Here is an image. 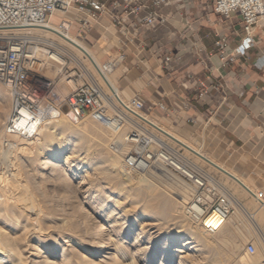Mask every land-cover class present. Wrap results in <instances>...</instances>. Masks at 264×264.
<instances>
[{
  "label": "built area",
  "instance_id": "built-area-1",
  "mask_svg": "<svg viewBox=\"0 0 264 264\" xmlns=\"http://www.w3.org/2000/svg\"><path fill=\"white\" fill-rule=\"evenodd\" d=\"M120 5L123 15L135 17L134 27L144 28L163 21L159 11L169 5V0H147L146 4L137 0L113 3V7ZM69 10L82 14L81 22L85 26L88 20L84 17H92L94 13L102 15L105 7L98 0H0V83L11 99V110L3 124L1 147L15 150V138L34 139L43 119L64 115L60 109L66 105L75 120L89 121L109 133V152L120 156L125 171L144 175L153 169H163L189 185L193 195L188 207L197 205L202 211L211 212L199 216L192 211L190 215L207 233L214 234L233 211L230 197L206 172L157 136L144 119L149 114L141 98L124 100L100 82L101 76L113 75L123 56H115L100 66L89 65L84 58L65 53L54 40L34 33L46 26L55 12ZM143 12L145 14L139 16ZM213 12L224 18L236 13L240 19L243 38L233 53H228L224 39L214 44L221 64L233 63L236 56H243L254 44L253 31L264 16V0H214ZM114 23L121 27L122 20L116 19ZM57 28L69 32L71 23L62 21ZM56 56L65 60L60 72L62 82L77 84L62 100L53 91L52 82L41 76L55 62ZM68 62L74 64L71 69ZM213 89L218 91L220 85L216 84ZM122 148L127 151L121 153ZM257 198L264 200L263 192H258ZM245 252L253 256L256 249L247 244ZM259 264H264V258Z\"/></svg>",
  "mask_w": 264,
  "mask_h": 264
},
{
  "label": "crops",
  "instance_id": "crops-1",
  "mask_svg": "<svg viewBox=\"0 0 264 264\" xmlns=\"http://www.w3.org/2000/svg\"><path fill=\"white\" fill-rule=\"evenodd\" d=\"M98 1L104 14L94 13L97 25L79 37L89 45L105 29L113 31L117 42L110 52L123 56L114 83L123 97L141 98L148 114L166 117L195 145L216 147L215 158L236 162L242 177H264V16L253 31V46L223 65L215 42L224 39L233 53L243 33L236 13L224 18L213 12L214 0H169L159 11L163 21L144 28L134 27L135 17L123 15L121 5L113 7L119 0ZM65 16L71 26L82 19Z\"/></svg>",
  "mask_w": 264,
  "mask_h": 264
},
{
  "label": "bare ground",
  "instance_id": "bare-ground-1",
  "mask_svg": "<svg viewBox=\"0 0 264 264\" xmlns=\"http://www.w3.org/2000/svg\"><path fill=\"white\" fill-rule=\"evenodd\" d=\"M62 21L66 23H71V20L67 16L60 14V12H55L50 18L48 24L44 26L42 29L34 30V33L42 34L46 38H52L56 40L58 42L57 44L61 47V49L64 50L65 53L74 56L70 53L71 51L75 52L76 53L75 56H77V54L78 56L82 55L81 58H84L85 59L84 62H86L87 64L90 65L95 63L97 66H100L101 62L99 61L98 57L82 41V38L78 36L79 34L77 36H73L69 32L61 31L57 28L58 24L61 23ZM104 31H106V34H110L109 29H105ZM54 60L55 62L50 67L46 68L44 72H42L44 75H46L47 77L53 80L61 72V66L65 64V60L61 56L54 57ZM100 82L108 91L111 90L115 91L117 95L120 96L121 98L119 89L116 87L115 83L112 81L109 75L101 76ZM76 87L77 84L75 83L65 84L64 88L57 90V93L59 95H65L71 89H74ZM6 112H7L6 106L5 107L0 106V116L5 115ZM144 119L150 124V126H152L154 129L160 132L162 136H165L173 143L180 145L185 149L187 153L192 154L202 162L208 163L211 168H214L215 170L221 172L230 180L236 182L247 195L251 196L256 201V203L259 205V207L257 206L258 207L257 210L255 209V211L253 210L254 211L253 213H249L247 211L248 208L246 209V207L240 203L239 199H237L234 195L230 194L226 189H223V191L226 192V194L232 200L233 209L235 212L231 216L229 215L226 217V219L222 222V224L219 226V228L214 234H209L205 231L202 224H198L195 221V219L190 215L189 212L192 213L193 211L197 213V215L199 216L207 215L208 213L211 212L202 211L197 205H193L192 208L188 207L192 203L193 190L189 187V185H187L177 176L163 169H153L149 173L144 175L133 172H127L123 169V164L119 155L116 154L109 155L107 153L108 151L106 152L105 151L106 149H104L106 146L104 147L102 145V140L99 139L98 142H94L92 138H90L91 137L90 135L97 130L94 131L92 128H90L89 125L85 124L86 120L72 121L67 114L61 115L58 118L46 117L45 119H43L39 133L34 139L15 138L17 141L20 142V144L19 145L17 144L15 148L16 151H19L24 156L25 151L30 152L29 146L34 145L35 151L43 159V163L41 164H43V166L45 165V169H47L48 167L54 168L55 166H57L56 164L60 161H63L64 169L65 168L68 169L69 166L71 165L70 163L73 161V156L77 151H84L86 153L96 154L97 159L94 161L92 160L93 162L91 163V165L94 167V171H99V170L102 171L108 182L117 181L116 185L118 186V194L119 196L124 197L125 199L128 200V204L131 209L128 210L129 209L128 208L127 210H123L122 208H119L121 202L119 201L120 203H118L116 202L117 200L114 202V204L109 206L106 204L107 202L102 197V194L100 192L94 191L90 187L87 188L82 187L83 191L81 193L84 195L85 202L90 207L91 211L97 214V216L101 220H103V223L105 224V227L103 228V232L99 234L100 235L99 238H96L95 236H94L95 238L87 236L83 241L78 240L77 237H73L72 235L74 234L71 233H69L66 237H64V234H61L59 238V241L62 243L61 245L54 243L48 245L45 248L46 254H48L49 257H53V260H50L43 255H40L42 257L40 259L41 261L38 264H101L98 263L101 260H98V262H95L93 260V257H95V255L97 254H102L103 264H147L150 262L151 264H171V259L177 261L178 264H192L191 262L192 259L196 260V258L202 260L208 259L212 264H222L221 262L222 255H225L226 262L228 264L230 263L255 264L256 262L255 259L251 260V258L242 254V247H243L242 244L246 240V237L250 235V231L245 227L240 228V226H241V218H243V214H244L243 211H244L245 214L247 215L246 217L249 220H251L252 223L254 224L255 232L258 235H261L264 239V225L263 226L261 225V222L264 223V201L262 199L257 198V193L255 192L256 189L252 187V185H249L250 183L248 184L247 181L245 182L238 175L232 173L231 170H228L223 165L215 163L211 159V157L203 153L200 149L195 148L180 135L163 128L162 125L155 120L152 119L148 120L146 117H144ZM102 133H100L101 136H103ZM0 150L2 151V149ZM126 151H127L126 148H122L121 153L123 152L125 153ZM28 155L30 156V154ZM9 156L11 158V155ZM8 159L9 158H7V160ZM62 171L64 170L62 169ZM156 172H161V175L160 174L157 175ZM129 173L133 174L134 176H130ZM14 175L17 177L16 174ZM83 177L81 176L80 178L79 183L81 185L86 180V178ZM161 179H164L162 180L164 184V188L160 190L156 186V181H159ZM15 183L18 182L14 181L13 184L15 185ZM23 190H25L26 192L19 191V193L16 194L14 206L10 207V210L7 208V204H9L8 198L3 197L4 199L2 198V200H0V219L6 220V221L3 220L5 224L6 222L11 225H13L12 222L17 224L18 218L15 217V213L18 212L23 215V213H28L30 209L33 208L32 203L29 206L24 205V202L27 201V199L30 196L29 195L27 196L28 194L27 192H29L27 191L28 188L26 190L25 187V189ZM7 196L9 197V195ZM135 212H139V214L142 216L139 220H136L137 223L138 222L140 223L139 224L140 226L137 231L134 230L137 224L132 223L129 219L130 214ZM216 212L217 211H215V213ZM40 213L38 214L40 215ZM147 213L154 214L158 217V219L161 220L176 221V219H178L177 224L179 223L184 224V227L187 228V230L189 231V237L186 236L188 237L187 240L189 241L191 240L193 241V244H195L190 248H188L189 249L188 252L190 251L191 253L189 255H184L185 253L184 249L187 248L188 245L190 244V242H187L186 244L184 245L181 244L182 246L173 250L172 256L170 255L171 250L168 245L165 246L163 251L157 257L152 255L153 252H150L149 249L154 247L157 244V242L156 239L147 238L145 236L144 215ZM35 214H33V216ZM39 215H37L36 217H38ZM10 218L12 222L10 221ZM68 219H70V217ZM38 222L39 221H37V223ZM70 222L72 221H69V223ZM64 231L65 230H63V232ZM66 231L71 232L69 228L68 230L66 229ZM25 232L27 233V231ZM30 234L31 233H29V235ZM21 236L23 235L21 234ZM41 237L39 238L41 239ZM11 239H9V236L7 235L0 236V264H24L23 261L21 260V252L17 246L18 242L14 241L13 243V241L12 242L10 241ZM25 240H27V238ZM13 246L17 248L14 251L11 249ZM58 250L61 251L59 262L55 260L56 255H58L56 254ZM74 250L77 251L78 254H80V252H82L83 254H87L88 258L80 262L78 260H74V257L72 255V252ZM105 250L108 252L106 255H103L105 254L104 253Z\"/></svg>",
  "mask_w": 264,
  "mask_h": 264
},
{
  "label": "rangeland",
  "instance_id": "rangeland-1",
  "mask_svg": "<svg viewBox=\"0 0 264 264\" xmlns=\"http://www.w3.org/2000/svg\"><path fill=\"white\" fill-rule=\"evenodd\" d=\"M68 12H70L74 15H82L75 10H69ZM66 13H60V14L65 15ZM69 19H70V17H69ZM84 19L88 20V24H86L84 26L80 20L79 23H74V25L71 26L69 33L72 34L73 36H77L79 34L78 36H81L84 38V35L85 34L87 35L89 33V30L92 29L93 26L97 25V20L94 19L93 17H89V18L84 17ZM109 31H110V34H106V31H104V32H102V34H100V36L94 42L87 45L89 47V49L92 50L94 52V54L98 57V59L101 63L109 60V58L115 57V54L111 53L110 50H111V47H114L113 45H116L117 39H115L116 36L113 34V31L110 29H109ZM50 39H52V38H50ZM52 40H54V39H52ZM54 41L57 42L56 40H54ZM70 54L74 55V57H78V58L82 57V55L78 56V54H77V56H75L76 53L72 52V51ZM73 65L74 64L69 63V62L67 64L69 69H71L73 67ZM41 76L45 77L46 79H49L52 82L53 91L58 95L60 100H62L63 98H65L67 96V94L69 92L65 95H59L57 93V90H60V89L64 88V86H65V83L62 82V75L60 73L58 74V76L54 80L50 79L49 77H47L43 73H41ZM114 76H115V74L110 75L113 82H114ZM120 94H121V92H120ZM121 97L124 100H127L123 97L122 94H121ZM0 101H1L0 106H4V107L6 106V108H7L6 114L0 116V142H2L3 124H4L7 116L9 115L10 110H11V99H10V95H9L8 91L3 87V85L1 83H0ZM144 117H146L148 120H150V119L155 120L158 123H160L163 128L167 129L168 131H172L173 133H176L174 131V129L172 128V126L170 125L169 121L165 119L166 117L164 118L163 116H152L150 114L148 116H144ZM85 124L89 125L90 128H92L94 131L97 130V131L93 132V134L90 135L91 136L90 138H92V140L94 142H98L99 139L102 140V145L104 147L106 146L104 148V149H106L105 151L106 152L108 151L107 153L109 155H111V153L109 152V149L107 148L108 147V141L110 139L109 133L106 132V130L104 132L103 128H101L100 126L95 125L89 121H86ZM152 129L154 130V132L157 134V136L162 141L166 142L168 145H170L171 147H174L176 150L181 152L194 165L198 166L201 170L206 172L223 189H226L230 194L234 195L237 199H239L240 203L242 205H244L246 207V209L248 208L247 211L249 213H253L255 211V209L257 210L259 205L256 203V201L251 196L247 195L236 182H234L233 180H230L229 178H227L225 175H223L221 172H218L214 168H211L208 163L202 162L201 160L197 159L192 154L187 153L183 147H181L180 145H178L176 143H173L167 137L162 136L161 133L158 132L153 127H152ZM99 132L100 133L103 132L102 133L103 136H101V134ZM182 138H184L187 142H189L195 148L200 149L203 153H205L206 155L211 157V159L215 163L223 165L228 170H231L232 173H234L235 175H238L242 180H244L245 182L247 181L248 184L250 183L249 185H252V187H254L256 189V190L254 189L256 193L264 192V177H255V178L251 177L248 179L245 177H242L238 173L237 168L235 167L236 162L232 163V160L230 158H227V157H225L223 160H221V159L218 160L215 158L216 154L214 153L215 152L214 150H217L216 147H212V146H209L208 148L203 147V146L199 147V146L195 145L193 142H191L188 138H185V137H182ZM17 144L19 145L20 142L17 141ZM29 148H30V152L25 151V154L23 156V154L20 153L19 151H16V149H15V151L14 150H9V151L6 150L5 151L1 147V143H0V149H2V151L0 150V178L3 180L2 181L0 179L1 180L0 181V187H1L0 188V190H1L0 191L1 192L0 193V196H1L0 200H2L3 197L8 198L9 202L8 201L7 202L10 205L7 204V208L10 210V207L14 206L16 194H18L19 191H25L23 189H25V187H26V190L28 188L27 191H29V192H27L28 193L27 196L28 195L30 196L29 198L27 197L28 198L27 201H29V200L30 201L29 202L25 201L24 205L29 206V205H31V203L33 205V208H31L28 213H23V215L18 213V212L15 213V217L18 218L17 224L12 222L11 218H10V221L12 222L13 225H11L7 222L5 224L3 222L4 219L3 220L0 219V225H1L0 226V232L2 233V234L0 233L1 234L0 236L7 235V236H9V239H11L13 237L10 240L11 242L12 241H13V243H14V241L18 242L17 246L21 252V260L23 261L24 264H33V263L38 264L41 261L40 259L42 257L40 255H43L50 260H53V257H49L48 254H46L45 248L48 245H51L54 243L61 245L62 243L59 241L61 234H64V237H66L69 233L74 234L72 236L77 237V239L81 240V241H83L85 239V237H87V236L92 237V238L94 236L96 238L100 237L99 234L101 232H103V228L105 227V224L103 223V220H101L97 216V214H95L93 211H91L90 207L85 202L84 195L81 193L83 191L82 187H84V188L90 187V188H92V190L100 192L102 194V197L107 202L106 204L109 206L114 204V202L117 200L116 202H118V203L121 202L119 205V208H122L123 210H127L128 208H129L128 210L131 209L129 204H128V200L125 199L124 197L119 196L118 186L116 185L117 181L108 182L102 171H100V170L94 171V167L91 165V163L97 159L96 154L86 153L84 151H77L78 153L76 152L74 154L73 161L70 163L71 165L69 166L68 169H66V168L64 169L63 161L58 162L56 164L57 166H55L54 168L48 167L47 169H45V165L43 166V164H41V163H43V159L35 151L34 145H30ZM28 154H30V156ZM6 155H8V156H6ZM9 155H11V158ZM7 158L12 159V160L8 159L9 160L8 161ZM17 158H18V160H17ZM62 169L65 172L62 171ZM76 172H77V174H76ZM14 174H16L17 177ZM156 174L161 175V172H156ZM80 175L82 177L84 176L83 178H86L85 182L82 185L79 183L80 178H81ZM129 175L134 176L131 173H129ZM162 180H164V179L156 181V186L160 190L164 188V184H163ZM4 181H6V182H4ZM14 181L18 182V183H15V185H14L13 184ZM252 181L260 182V184L254 185V184H252ZM20 188H22V189H20ZM76 189H77V192H76ZM79 190H81V191H79ZM7 195H9V197ZM67 196H68V198H67ZM30 198L32 199L33 202L31 201ZM78 204L82 207H80ZM81 204H84V205H81ZM72 207H73V209H72ZM35 212H36V214H35ZM234 212L235 211L233 209V211L230 213V216ZM38 213H40V215ZM243 213L244 214H243V218H241L240 228H244V227L247 228L250 231V235H248L246 237V240L242 244V246H243L242 247V254L251 258V260L255 259V261H256L255 264H259L262 261V259L264 258V243H263L264 239L261 235H258L255 232L254 224L252 223L251 220H249L246 217L247 215L245 214L244 211H243ZM33 214H35V215L33 216ZM147 214L144 215V217H145L144 218L145 236L147 238L156 239V242H157V244L154 247L149 249L150 252H153L152 255L157 257L163 251L165 246L168 245L170 250H171L170 255L172 256L173 250L179 248L180 246L186 244L187 242H190V244L188 245L187 248L184 249V252L186 253V254L184 253V255H189L191 253L190 251L188 252V250H189L188 248H190L191 246H193L195 244H193V241L187 240V238L189 237V231L187 230V228L184 227V224H181V223L177 224L178 219H176V221L175 220L174 221L173 220H169V221L168 220H161V219H158V217L154 214H151V213H147ZM28 215H29V217H28ZM37 215H39L40 217L39 216H38L39 218L36 217ZM67 217L68 218L70 217V219H68ZM141 217L142 216L139 214V212L132 213L129 216L130 221L134 224H137L135 229H134L136 231L138 230V228L140 226L139 225L140 223L139 222L137 223L136 220H139ZM67 219H68V221H67ZM82 219H84V220H82ZM242 219H243V221H242ZM41 220H43V221H41ZM4 221H6V220H4ZM37 221H39V222L37 223ZM69 221H72V222L69 223ZM35 222L37 225L35 224ZM77 222H78V224H77ZM85 222H86V224H85ZM157 222H159V223H157ZM51 223H53V224H51ZM7 224H9V225H7ZM261 225L263 226L264 223L261 222ZM23 226H25V227H23ZM75 226H76V228H75ZM77 226H78V228H77ZM98 227L102 230H100ZM59 228H61V229H59ZM68 228L71 232L66 231V229L68 230ZM6 229H8V230H6ZM13 229H14V232H13ZM41 229H43V230H41ZM82 229L83 230L85 229V230L83 231ZM24 230L27 231V233ZM40 230L42 231V234H41ZM44 230H46V231H44ZM63 230H65L66 233H65V231L63 232ZM79 230H81V231H79ZM6 231L9 234H7ZM86 231H88L89 233ZM20 232H23V233H20ZM43 232H44V234H43ZM93 232H94V234H93ZM29 233H31V234L29 235ZM21 234L23 236H21ZM25 234H27V235H25ZM38 236L39 237L44 236V237H41V239H40ZM186 236H188V237H186ZM26 238H27V240H25ZM26 243H28V244H26ZM247 244H252L256 249V252L253 255V257L247 255L245 252V248H246ZM11 249L14 251L17 248H15L13 246ZM65 249H67V248H65ZM107 252L108 251L105 250L104 251L105 254H103V255H106ZM56 254H58V255H56L55 260L59 262L61 251L58 250L56 252ZM23 255H24V257H23ZM72 255L74 257V260H78L79 262L88 258L87 254H83L82 252H80V254H78V252L75 250L72 252ZM57 257H58V259H57ZM80 257H82V258H80ZM93 260L95 262H98V260H101L98 263L103 264L102 263V261H103L102 254L95 255V257H93ZM191 262H192V264H209V263L212 264L210 262V260H208V259L202 260L199 258L198 259L196 258V260L192 259ZM221 262H222V264H228L226 262L225 255H222ZM147 264H151V262L147 263ZM171 264H178V263H177V261H174L173 259H171ZM230 264H235V263H230Z\"/></svg>",
  "mask_w": 264,
  "mask_h": 264
},
{
  "label": "water",
  "instance_id": "water-1",
  "mask_svg": "<svg viewBox=\"0 0 264 264\" xmlns=\"http://www.w3.org/2000/svg\"><path fill=\"white\" fill-rule=\"evenodd\" d=\"M60 110L62 113L67 114L72 121H75V118L71 114H69L68 107L66 105H63Z\"/></svg>",
  "mask_w": 264,
  "mask_h": 264
}]
</instances>
